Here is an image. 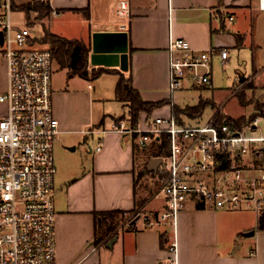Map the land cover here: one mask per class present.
Instances as JSON below:
<instances>
[{
  "label": "crops",
  "instance_id": "1",
  "mask_svg": "<svg viewBox=\"0 0 264 264\" xmlns=\"http://www.w3.org/2000/svg\"><path fill=\"white\" fill-rule=\"evenodd\" d=\"M12 1L21 5L31 0ZM48 1L57 15L51 12L46 17V28L86 42L90 47V68L101 66L90 62L91 35L93 31L119 30L121 19L115 13L119 0ZM128 1L132 85L146 101L171 102L155 108L149 116L140 112L142 125L155 116H172V105H178L174 92L178 90L198 91L195 104L200 100L209 101L207 106L212 108L220 104V112L225 116H246H232L223 111L226 98L232 95L230 92L217 102L212 77L207 86L197 87L185 82L180 89L170 91L168 45L171 39L181 37L196 48L226 47L228 59L233 50L238 55L243 47L249 46L252 56L258 59L264 43V32L259 30L264 27V9L259 8L258 0ZM2 11L4 13L0 7V13ZM229 16H233L231 21ZM61 17L77 28L62 27ZM40 44L47 47L45 43ZM253 46L258 47L255 54ZM1 59L0 93L7 87L5 61L2 56ZM254 63L256 66L255 60ZM57 67L66 73L61 83L54 75ZM110 67L122 71L118 66ZM117 80L118 75L111 72L89 80L72 74L69 68L53 60L52 106L60 129L55 138L58 167L53 189L56 264H102V259L107 264L110 258L113 260L110 264H169L168 259L173 254L168 246L173 240L176 242L174 264H264V229L258 228L256 218L236 213L239 209L205 208L190 200L177 215L174 225L168 222L148 225L138 216L130 215L122 223L105 217L107 213L131 211L155 217L165 203L159 191L163 173L158 167L155 171L149 168L154 166L155 157L164 154L158 137L146 147H140L136 137L112 130L103 134H78L88 104L89 118H94L93 123H88L89 127L110 128L118 120L128 118L127 106L115 97ZM248 88L252 90L251 97L244 92ZM260 89L264 91V64L248 77L243 76L232 93L241 92L240 99L244 103L254 101L251 112L256 113V107L264 105V98L259 100L264 97ZM0 104L4 106L2 115L6 106L3 102ZM201 115L182 114L181 117L184 122L195 124L200 123L197 120ZM250 126L252 131L257 128V125ZM100 141L101 147L97 149ZM141 168L145 173L137 181ZM110 223H113L111 231Z\"/></svg>",
  "mask_w": 264,
  "mask_h": 264
},
{
  "label": "built area",
  "instance_id": "2",
  "mask_svg": "<svg viewBox=\"0 0 264 264\" xmlns=\"http://www.w3.org/2000/svg\"><path fill=\"white\" fill-rule=\"evenodd\" d=\"M258 6L264 9V0H258ZM0 7L4 9L0 55L7 76V87L0 93L6 106L0 115V264H56L53 146L60 129L52 106L54 59L49 48L32 45L28 27L11 23L9 0ZM115 13L121 19L119 30H128L129 1L119 0ZM168 52L170 91L185 82L207 86L213 56L224 64L229 55L226 47L196 48L181 37L171 39ZM215 113L205 123L155 116L144 125H132L125 118L111 128L88 127L83 132L116 131L136 137L140 147L156 137L158 141L162 135L168 137V150L158 166L164 208L155 217L140 211L132 214L146 224L174 225L190 200L205 208H246L257 214L258 221L264 214V136L246 130L257 118L238 128L227 118L215 122ZM168 250L173 254L168 262L174 264V240Z\"/></svg>",
  "mask_w": 264,
  "mask_h": 264
},
{
  "label": "rangeland",
  "instance_id": "3",
  "mask_svg": "<svg viewBox=\"0 0 264 264\" xmlns=\"http://www.w3.org/2000/svg\"><path fill=\"white\" fill-rule=\"evenodd\" d=\"M33 14V15H32ZM9 18L10 21L13 25L15 26H26L29 28V31L31 33V36L34 38H40L43 34V27L42 25L46 26V22L47 19L46 17L43 19H38L36 18V13L34 14L33 12L30 13V17L28 18L30 21H28L27 19V14L23 11H9ZM61 19V21H63L62 27L67 28V26L69 25L70 28L72 29H76L77 25L76 24H69L66 21L65 17H61L59 18ZM65 20V21H64ZM63 25H67V26H63ZM72 25V26H71ZM47 27V26H46ZM261 30V32H264V27ZM34 47H44L43 44H40V42H35L32 44ZM258 47L253 46L252 51L255 53H257L256 49ZM246 55V57H245ZM231 58L226 60L224 64H221L219 62V58L218 55H214L213 59H212V69H211V77L213 79V85H214V89L216 88V94L215 99L217 100V102L222 101L225 99V96L227 94H230L231 97L226 98L225 100V105L223 107V111L227 114H230L232 116H237L240 114H246V116H249L250 114H252V110L254 109V101L250 102L248 101L247 103H244L241 99H240V95L241 92H233V89L237 86V83L240 81L239 79L243 76L248 77L249 75H251L253 73L254 70L260 68V66H262L264 64V43L262 44V49L260 51V55L258 57V59H256L255 57L252 56V52L249 46L247 47H243L241 49V52L237 55V52L234 50L232 51V54L230 55ZM239 56V57H236ZM1 55H0V66L2 65V61H1ZM254 60L257 62V65L255 66ZM255 68V69H254ZM55 77H57V79L59 80V82H62V79L65 78L66 73L64 71V69L60 70L58 67L55 69ZM1 78H2V74H1V67H0V82H1ZM79 83V82H76ZM105 89H109L108 83H105ZM183 87V86H182ZM210 90V89H208ZM261 90V89H260ZM263 91V90H261ZM260 91V92H261ZM244 92L247 94V96L251 97L252 96V90L251 89H246L244 90ZM198 91H188V90H178L174 92V101L180 105L183 106L185 104H195L197 102V97H198ZM203 96L205 95V93H202ZM263 96H264V91L262 92ZM244 95V94H242ZM206 96V95H205ZM260 96V95H259ZM249 97H247V99H249ZM262 98L264 97H259V100H262ZM109 103H113V102H109ZM224 104V102H223ZM256 106V105H255ZM87 109L85 111V115H84V121L81 123V125L78 127L79 129V133L81 136H84L83 130L89 127V122L93 123V119L89 118V110H90V106L89 104L86 105ZM3 104H0V114L3 111ZM221 106L220 104L217 105L215 108H212L211 106H207L202 115L198 118L197 122L200 123H205L212 115L214 112H216L217 110H220ZM256 113L255 111H253V115L250 116V118L248 117V120L245 121L244 125H248L253 123V121L256 120V125L257 128L255 130L252 131V129L250 128H246V130L248 131L247 133L254 135V136H264V116H259V115H263L264 114V105H258V107H256ZM84 110V109H83ZM97 110V104L95 105L94 111ZM125 111V109H124ZM173 116V115H172ZM244 116V117H246ZM235 118V117H234ZM238 118V117H237ZM143 119L141 118L139 120V123L142 125ZM84 124V125H83ZM111 128V127H110ZM56 144H57V140H54V146H53V155H54V160H55V165H56V169L58 167V163H57V159H56ZM145 170L144 168H141L138 172V174L136 175V180H140V178L144 175ZM153 176V174H152ZM159 184V183H158ZM237 211L240 212H236V213H247L248 216H251L253 218L257 219V214L255 212H252L249 209L246 208H241ZM133 211H131V213H107L105 215V217H107L108 220H114L117 221L118 223H122L123 221L126 222L127 217H132ZM126 220V221H125ZM115 260L117 262L116 256H115ZM112 258L109 259L108 263H112ZM106 260L102 259V264H105ZM107 263V264H108Z\"/></svg>",
  "mask_w": 264,
  "mask_h": 264
},
{
  "label": "trees",
  "instance_id": "4",
  "mask_svg": "<svg viewBox=\"0 0 264 264\" xmlns=\"http://www.w3.org/2000/svg\"><path fill=\"white\" fill-rule=\"evenodd\" d=\"M6 0H0L1 3H5ZM10 2V9L12 10H20L27 14V19L30 17L31 12L36 13V18L43 19L47 17L51 12L52 8L49 4L48 0H31L27 3L16 5L14 1L9 0ZM0 13V18L3 15ZM28 21H30L28 19ZM43 26V35L40 38H32L31 42H40L45 43L47 48L50 49L52 53L53 59L61 66L69 68V71L72 74L79 75L86 79H94L98 77L100 74L104 72H111L116 73L118 75V80L115 86V97L122 101L128 108V119L132 125H135L139 121V113L144 111L149 116L152 111L161 106L164 103H171L170 100H163L158 102H151L142 99L139 94V91L133 87L132 85V71H131V62H130V53L132 51L131 47H129L128 51V58H129V67L125 71L115 70L111 67L106 66H98V67H91L89 66V52L90 47L89 45L77 38H67L56 33L51 32L46 26ZM239 42V39H238ZM1 45V44H0ZM1 50V48H0ZM209 104V101L200 100L195 105H187L185 107H180L176 104H173L172 115L176 118L177 121L181 122L182 117L181 115H187L189 117H196L201 115L204 111L206 106ZM249 116H240L238 118H234L231 116H225L217 110L214 115V121L219 123L224 118H227L233 127L241 128L245 121L248 120ZM124 118V117H121ZM161 147L163 153L165 154L168 150V137L166 135H162L161 137ZM162 154V153H161ZM109 214V213H108ZM113 223H110L109 230H112ZM257 226L259 229H264V214L258 218ZM110 230V231H111Z\"/></svg>",
  "mask_w": 264,
  "mask_h": 264
},
{
  "label": "water",
  "instance_id": "5",
  "mask_svg": "<svg viewBox=\"0 0 264 264\" xmlns=\"http://www.w3.org/2000/svg\"><path fill=\"white\" fill-rule=\"evenodd\" d=\"M4 34L0 30V44H3ZM129 41L127 30L93 31L91 35L90 62L93 65L118 66L122 71L129 67ZM243 77L240 78V81ZM162 163V157H155L154 166H149L154 171Z\"/></svg>",
  "mask_w": 264,
  "mask_h": 264
}]
</instances>
